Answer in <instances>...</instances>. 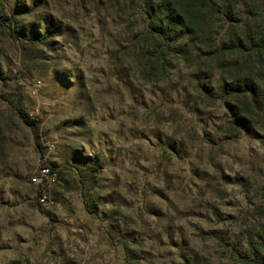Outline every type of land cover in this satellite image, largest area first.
<instances>
[{"label":"rangeland","instance_id":"rangeland-1","mask_svg":"<svg viewBox=\"0 0 264 264\" xmlns=\"http://www.w3.org/2000/svg\"><path fill=\"white\" fill-rule=\"evenodd\" d=\"M2 6L15 20L0 29V264L261 257L264 131L220 130L218 76L175 53L160 82L140 76L144 58L125 50L146 28L140 0ZM46 162L49 206L29 180Z\"/></svg>","mask_w":264,"mask_h":264},{"label":"trees","instance_id":"trees-1","mask_svg":"<svg viewBox=\"0 0 264 264\" xmlns=\"http://www.w3.org/2000/svg\"><path fill=\"white\" fill-rule=\"evenodd\" d=\"M140 1L146 28L125 48L144 58L140 76L160 82L173 66L170 54L175 53L207 82L218 76L215 98L222 101L230 117L220 130L235 137L253 120L264 131V0ZM14 20L2 6L0 29L11 35ZM186 46L191 47L184 50ZM113 55L117 58L118 52ZM258 242L261 257L251 259L238 252L233 254L236 262L264 264V241L260 238Z\"/></svg>","mask_w":264,"mask_h":264},{"label":"built area","instance_id":"built-area-1","mask_svg":"<svg viewBox=\"0 0 264 264\" xmlns=\"http://www.w3.org/2000/svg\"><path fill=\"white\" fill-rule=\"evenodd\" d=\"M30 184L37 190V202L39 205L49 206L52 190L58 181L57 171L49 164L39 165L37 173L30 177Z\"/></svg>","mask_w":264,"mask_h":264}]
</instances>
